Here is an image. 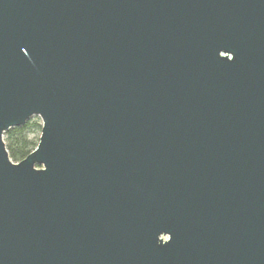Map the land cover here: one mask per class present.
I'll list each match as a JSON object with an SVG mask.
<instances>
[{"label":"water","instance_id":"1","mask_svg":"<svg viewBox=\"0 0 264 264\" xmlns=\"http://www.w3.org/2000/svg\"><path fill=\"white\" fill-rule=\"evenodd\" d=\"M0 264H264V0H0Z\"/></svg>","mask_w":264,"mask_h":264},{"label":"trees","instance_id":"2","mask_svg":"<svg viewBox=\"0 0 264 264\" xmlns=\"http://www.w3.org/2000/svg\"><path fill=\"white\" fill-rule=\"evenodd\" d=\"M29 124L11 129L4 134V143L13 163H19L30 155L37 147L28 138Z\"/></svg>","mask_w":264,"mask_h":264},{"label":"rangeland","instance_id":"3","mask_svg":"<svg viewBox=\"0 0 264 264\" xmlns=\"http://www.w3.org/2000/svg\"><path fill=\"white\" fill-rule=\"evenodd\" d=\"M27 124H29L28 138L31 140V142L37 145L41 135V127H42L41 119L39 117H33L28 121Z\"/></svg>","mask_w":264,"mask_h":264}]
</instances>
